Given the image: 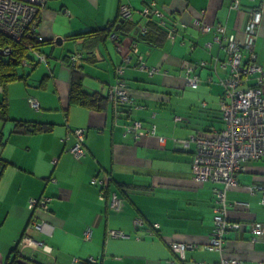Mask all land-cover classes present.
<instances>
[{
    "label": "crops",
    "instance_id": "0c3cea01",
    "mask_svg": "<svg viewBox=\"0 0 264 264\" xmlns=\"http://www.w3.org/2000/svg\"><path fill=\"white\" fill-rule=\"evenodd\" d=\"M238 2L234 7L235 0H48L40 10L37 29L41 39L52 41L40 48L47 62H40L42 69L31 67L27 80L35 82L40 74V80L47 77L46 84L28 88L22 81L14 82L5 96L11 118L53 128L39 135H20L11 133V122L0 121L4 141L0 145V264L13 257L25 230L52 248L48 255L37 252L41 264H86L90 259L95 264L219 263V253L208 250L207 244L216 208L213 190L224 186L193 180V138L212 136L224 127L221 81L230 74L226 38L233 35L243 43L254 11H260L261 17L253 48L256 63L264 71V0ZM122 4L135 10L134 25L127 26L130 36L119 34L114 42L110 34L98 40L93 51L96 61L81 59L77 64L84 74L82 88L106 96L116 84V68L124 57L131 58L122 73L131 103L115 104L108 98L101 111L70 106L71 70L64 61L80 51L87 38H67L111 23H116L117 31ZM148 6L154 11L152 20L174 22L169 29L175 33L166 34L163 42L139 39L137 26L148 21L140 12ZM202 25L210 31H203ZM218 26L224 28L223 35L216 33ZM134 36L138 41L132 40ZM132 41L143 62L158 72L149 76L134 66L136 58L129 52ZM183 61L194 68L191 76L198 80L196 88L186 84ZM30 96L38 101V111L28 106ZM134 123L140 128L134 129ZM69 127L87 130V155L79 160L67 152L74 139H63ZM93 177L111 182V192L123 203L121 211L109 208L111 195L105 197L100 187L91 185ZM263 182V159L242 164L237 186L226 193L229 219L264 226L261 192L249 191ZM39 196L50 199L48 211L32 213L28 200ZM32 216L31 222L40 226L37 230L27 229ZM136 219L143 224L136 227ZM154 224L158 228H152ZM110 230L123 236L112 237ZM170 242L192 245L183 262L172 254ZM25 255L37 261L31 249ZM224 255L244 264H264V234L253 240L247 230L229 232Z\"/></svg>",
    "mask_w": 264,
    "mask_h": 264
},
{
    "label": "built area",
    "instance_id": "2783aa9c",
    "mask_svg": "<svg viewBox=\"0 0 264 264\" xmlns=\"http://www.w3.org/2000/svg\"><path fill=\"white\" fill-rule=\"evenodd\" d=\"M47 2L48 0H0V35L16 42L24 36L40 41L41 38L37 34L40 22L39 13ZM238 4V0H235L234 7H238ZM131 12V8L127 4L120 5L119 16L121 18H128ZM151 13L147 7L140 12L145 18L149 17ZM260 17V11L252 12L244 29L245 41L243 43L238 42L233 35L226 38L230 74L221 81L225 88L224 98L220 103L224 127L214 131L212 136L193 138L196 145L191 167L193 180L199 183H221L224 186L223 189L215 188L213 190L216 208L214 209L213 229L207 244L208 250L219 253L218 264H244L240 260L227 258L224 255L225 236L229 232L241 233L247 230L252 233L253 240L264 234V226L261 223L255 221L246 223L229 219L226 202L227 190L238 184L237 174L242 170V164L248 161L264 160V91L262 89L264 71L256 64V55L253 53ZM194 23L200 25L199 21L194 20ZM202 28L205 32L210 31L209 26L202 25ZM147 31L145 26L140 28L142 35ZM224 31L223 27H216L218 35H223ZM218 35L215 38L217 42L220 41ZM117 38L116 34H112L113 40H117ZM133 46L137 52L135 44ZM243 49L247 56H244ZM9 52L8 49L4 50V54H9ZM124 61L128 62L129 58L125 57ZM138 67L140 70L146 71L149 76L158 72V68L148 67L141 57L138 60ZM181 67L186 74V84L195 88L198 85V80L191 76L194 69L192 64L183 61ZM122 71L121 68L118 69V74H121ZM106 96L115 104H130L132 101L124 83L109 89ZM30 104L32 107L38 108V104L34 100H31ZM133 127L139 129L140 124L134 123ZM85 132V128L74 130L76 143L71 148V152L77 158L84 153L82 143ZM249 191L251 194L260 191L261 203L264 204V186H250ZM116 196L115 193H112L109 208L114 212H119L123 203ZM49 203L50 199L47 197L32 198L29 200L28 208L46 209ZM134 224L137 227L143 222L136 219ZM31 226L40 228L35 222ZM152 228H158V225L154 224ZM109 235L112 237L123 236L121 232L114 230H110ZM86 236L89 238L90 232ZM169 246L172 254L180 261L184 260L186 251L192 248L190 244L179 242H170ZM38 248L48 254L51 252L49 246L31 239L27 235L22 237L18 244L20 256L28 249L36 250ZM89 262L95 264L94 259H90Z\"/></svg>",
    "mask_w": 264,
    "mask_h": 264
},
{
    "label": "trees",
    "instance_id": "16d2710c",
    "mask_svg": "<svg viewBox=\"0 0 264 264\" xmlns=\"http://www.w3.org/2000/svg\"><path fill=\"white\" fill-rule=\"evenodd\" d=\"M127 5L131 8V11H132L131 15L128 18H124L125 22L118 28L117 31L114 30L116 23H111V24H108L107 26H104L101 29H95L93 31L80 33V34L73 35V36H70L69 38H67L68 40H73V39L75 40V39H82V38L86 39L87 38L86 41L83 42L81 50L76 52L72 56L70 55L64 61L66 66H68L71 70V79H70V86H69V92H68V103L70 106H78V107H82V108H86V109H90V110H96V111H101L102 109L105 108V105L107 104V99H108L107 96H102L101 94H98V93H88L82 88V79H83L84 74L82 72L81 67H78L77 61H79L81 59H85V60H89L90 63L95 62L96 59H95V56L93 55V51L95 49L97 41L102 39V38L108 37L110 34H116V35L118 34L117 36H119V34H123L124 36H130L128 29H131V26L129 24H132L131 23L132 22L131 17L133 15V12H135V10L129 4H127ZM147 8L150 9V11L152 12L151 14H154V11L152 10L151 6H148ZM143 18H145V17H143ZM145 19L148 20V21H146V24H145V26L148 29L147 33L142 35V34H140L141 33L140 30H138L137 32H138V34H139L138 36H140V38L138 36L137 37L134 36V39H132V40L138 41V38H139L141 40L146 39L149 42L155 41L156 43H158V41H160V42L164 41L166 34L171 35V33H172V35H173V33H175V31L172 32L169 29V27H170L169 25L174 23V22H170V20H167L166 22L161 24L160 22L157 23L156 21L152 20V18L150 16L146 17ZM132 25H134V24H132ZM127 26H128V29H127ZM140 26L139 27L137 26V28L140 29ZM117 40H118V38H117ZM117 40H115L114 42H117ZM51 42L52 41L43 40V39H41L40 41H37L35 38H32V37L28 38L25 36L20 41L16 42L14 40H11L7 37L0 35V90L2 91V97L0 100V121L11 122L12 126H13L11 133H13V134L15 133V134H20V135H39L42 133H47V132L51 131L53 128L52 124H47V123H42V122H37V121H32V120L30 121V120L11 118L9 115V107H8L7 97L5 96L7 86L9 84L14 83V82H18V81H22V82L27 84V80H28L30 72L25 71L24 66H31L32 67L31 70H34V68L38 65L39 62H44V63L47 62V56L41 52L40 48L44 45H51ZM132 44H135V42L132 41ZM134 48L135 47L132 45V50L130 48L129 52H131L132 56L134 58H136V63L134 66L139 69L138 60H139V57H141V55L139 54L138 51L135 52ZM5 49H8L10 51L9 54H4ZM30 52H32L35 55V57L37 56L36 57L37 59L31 57ZM253 53L256 55L254 48H253ZM43 55L45 56V58ZM2 56H5L6 59L2 58ZM132 56L129 55V57H132ZM72 57L74 58L73 60H72ZM256 60H257V55H256ZM131 61H132L131 58H129V61L127 63L125 61L124 62L122 61L121 65L116 68V74L118 75L117 76L118 78L116 80V84L114 85V87L119 86L121 83H124L125 88L127 89L126 82L122 78V73L125 69V66L127 64L129 65L130 64L129 62H131ZM19 68H21L20 69L21 71H18ZM120 68L123 71L121 74H118V69H120ZM46 80H47V77L44 76L39 81V83L36 87L43 88L44 85L46 84ZM31 100H34L35 102H37V104H38L37 109L31 106V104H30ZM27 102H28V106L32 110L38 111L40 109L39 103L34 97H31V96L28 97ZM75 129H78V127L77 128L69 127L67 129V134L63 138L64 141H66L71 136L74 139V144L76 143V139H75V135H74ZM86 135H87V130L85 132L84 141L82 143V149H83L84 153L81 156H79L77 158L71 152L72 147L70 149H67V152L69 154H71L77 160H79V159H81L87 155V151H86V147H85V143H84ZM0 145H4V141L2 140L1 135H0ZM56 161L57 160H53V163H55ZM254 161H256V160H254ZM90 184L97 186V187H100L101 192L104 193L105 197H109L110 195H112V193H115V192H111V187H110L111 182L108 181V179L106 177L102 178V179L101 178L98 179L97 177H93V178H91ZM258 184H260L259 186H264V182L258 183ZM42 197L43 196L34 197V198H42ZM30 199H32V198H30ZM29 200H28V203H29ZM102 200H103V197H102ZM28 203H27V208H28ZM49 204H48V208H49ZM48 208L39 209V208L35 207V209L34 208L29 209L28 208V210L31 211L32 213H34L35 211L47 212ZM34 218L35 217L32 216V218L29 220L28 225H27V229H30V227L32 228L31 225L33 222H31V221ZM32 229L37 230V228H35V227H33ZM25 235H27L28 237H30L33 240L38 241V239H35V238L31 237L30 235H28L26 233V230H25V232H22V234L20 235V237L18 238V240L16 242V246L14 247V249L12 251L13 257L11 259H9L6 262V264H41L37 260L38 258H41V255L37 254V252L48 255L41 248H38L36 250L31 249L32 253H34V256L32 255V257H34L37 260L36 262L28 259L27 257H29V256L25 255V253H23L22 256H20L21 257L20 258L19 257V251H18V244H19L20 240L22 239V237H24ZM39 242H42L43 245H47L43 241H39ZM86 264H92V263L87 261Z\"/></svg>",
    "mask_w": 264,
    "mask_h": 264
},
{
    "label": "rangeland",
    "instance_id": "374dc122",
    "mask_svg": "<svg viewBox=\"0 0 264 264\" xmlns=\"http://www.w3.org/2000/svg\"><path fill=\"white\" fill-rule=\"evenodd\" d=\"M30 56L33 57V58H36V57H37V56L35 57V55H34L32 52H30ZM30 56H29V57H30ZM2 58L6 59L5 56H2ZM36 59H37V58H36ZM42 65H43V64L39 62L37 66H38V67L41 66L40 69H42ZM44 66H45V65H44ZM20 69H21V68H19L18 71H21ZM24 69H25V71L29 72L30 69H31V66H24ZM40 69H39V70H40ZM39 70H38V71H39ZM36 75H37V74H36ZM37 76H38V75H37ZM34 80H35V82H32V81H28V82H27V86H28V88H34V87H36V86L38 85V83H39V81H40V74H39V78H37V80L34 78ZM19 85H20V87L22 86L21 84H19ZM1 96H2V92H1ZM31 236L34 238V235L31 234Z\"/></svg>",
    "mask_w": 264,
    "mask_h": 264
},
{
    "label": "water",
    "instance_id": "95a60500",
    "mask_svg": "<svg viewBox=\"0 0 264 264\" xmlns=\"http://www.w3.org/2000/svg\"><path fill=\"white\" fill-rule=\"evenodd\" d=\"M124 22H125V19L124 18H119L117 27H119L120 25H122ZM117 27H116V30H117Z\"/></svg>",
    "mask_w": 264,
    "mask_h": 264
},
{
    "label": "clouds",
    "instance_id": "9594fccd",
    "mask_svg": "<svg viewBox=\"0 0 264 264\" xmlns=\"http://www.w3.org/2000/svg\"><path fill=\"white\" fill-rule=\"evenodd\" d=\"M121 18V17H120Z\"/></svg>",
    "mask_w": 264,
    "mask_h": 264
}]
</instances>
